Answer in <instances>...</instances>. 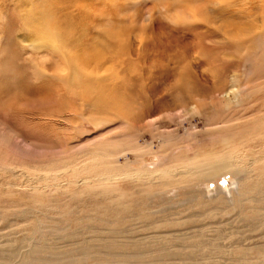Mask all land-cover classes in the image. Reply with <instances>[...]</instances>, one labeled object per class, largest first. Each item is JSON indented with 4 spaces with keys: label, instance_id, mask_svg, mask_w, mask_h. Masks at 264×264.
Listing matches in <instances>:
<instances>
[{
    "label": "rangeland",
    "instance_id": "rangeland-1",
    "mask_svg": "<svg viewBox=\"0 0 264 264\" xmlns=\"http://www.w3.org/2000/svg\"><path fill=\"white\" fill-rule=\"evenodd\" d=\"M5 54L0 264H264V0H0Z\"/></svg>",
    "mask_w": 264,
    "mask_h": 264
},
{
    "label": "bare ground",
    "instance_id": "bare-ground-1",
    "mask_svg": "<svg viewBox=\"0 0 264 264\" xmlns=\"http://www.w3.org/2000/svg\"><path fill=\"white\" fill-rule=\"evenodd\" d=\"M29 41L30 44L33 47H35V49H43V50L47 49L48 51H51L54 55L56 54V56L57 55L60 56L61 45H60V41L58 40V35L56 32H46V33L36 32L33 35V37L29 38ZM1 60L4 69L0 74V96H4L6 99L12 102L17 97L21 96L24 92L23 87L20 88L16 86L18 85L17 81L15 82V84L12 81L13 77L15 79L17 78L20 79L21 75H19V73L21 74V72L20 69H18L13 64V61L10 59L8 55L5 54L3 58H1ZM6 73H10L11 75L7 77L5 75ZM14 88H17L19 92H16V90L14 91ZM202 163L203 164L199 167V170L195 172V174L201 176V178L203 179L204 178L209 179L216 175L223 174L229 169L227 168L226 164H223L220 161H216L211 157H205Z\"/></svg>",
    "mask_w": 264,
    "mask_h": 264
}]
</instances>
